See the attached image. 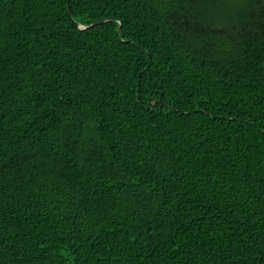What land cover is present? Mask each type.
I'll return each instance as SVG.
<instances>
[{
    "label": "trees",
    "instance_id": "obj_1",
    "mask_svg": "<svg viewBox=\"0 0 264 264\" xmlns=\"http://www.w3.org/2000/svg\"><path fill=\"white\" fill-rule=\"evenodd\" d=\"M0 264H264V0H0Z\"/></svg>",
    "mask_w": 264,
    "mask_h": 264
},
{
    "label": "water",
    "instance_id": "obj_2",
    "mask_svg": "<svg viewBox=\"0 0 264 264\" xmlns=\"http://www.w3.org/2000/svg\"><path fill=\"white\" fill-rule=\"evenodd\" d=\"M98 23H101V22H98ZM93 25H95V23Z\"/></svg>",
    "mask_w": 264,
    "mask_h": 264
}]
</instances>
